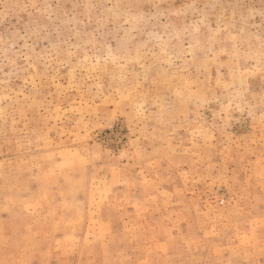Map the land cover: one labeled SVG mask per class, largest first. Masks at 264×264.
Instances as JSON below:
<instances>
[{
  "label": "rangeland",
  "instance_id": "rangeland-1",
  "mask_svg": "<svg viewBox=\"0 0 264 264\" xmlns=\"http://www.w3.org/2000/svg\"><path fill=\"white\" fill-rule=\"evenodd\" d=\"M0 264H264V0H0Z\"/></svg>",
  "mask_w": 264,
  "mask_h": 264
}]
</instances>
